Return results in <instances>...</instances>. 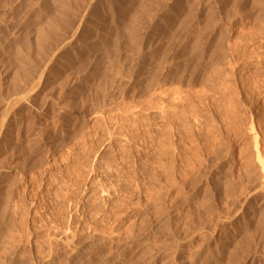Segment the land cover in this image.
<instances>
[{"label":"rangeland","instance_id":"1","mask_svg":"<svg viewBox=\"0 0 264 264\" xmlns=\"http://www.w3.org/2000/svg\"><path fill=\"white\" fill-rule=\"evenodd\" d=\"M223 1L0 0V264H264V0Z\"/></svg>","mask_w":264,"mask_h":264},{"label":"bare ground","instance_id":"2","mask_svg":"<svg viewBox=\"0 0 264 264\" xmlns=\"http://www.w3.org/2000/svg\"><path fill=\"white\" fill-rule=\"evenodd\" d=\"M62 1H63V0H62ZM174 1H175V0H174ZM214 1H215V0H214ZM224 1H225V0H224ZM224 1H223V2H224ZM236 1H237V0H236ZM258 1H259V0H258ZM146 2H147V1H146ZM205 2H206V1H205ZM246 2H247V1H246ZM61 3H62V2H61ZM141 3H142V2H140V5H141ZM166 3H167V2H166ZM251 3H252V2H251ZM257 3H258V2H257ZM162 4H163V3H162ZM235 4H236V3H235ZM86 5H87V4H86ZM144 5H145V4H144ZM164 5H165V4H164ZM218 5H219V3H218ZM70 6H71V5H70ZM88 6H90V5H88ZM148 6H149V5H148ZM230 6H231V5H230ZM238 6H239V5H238ZM244 6H245V5H244ZM64 7H65V6H64ZM80 7H81V6H80ZM92 7H94V6H92ZM164 7H165V6H164ZM228 7H229V6H228ZM71 8H72V7H71ZM88 8H89V7H88ZM88 8H87V9H88ZM224 8H225V7H224ZM246 8H247V7H246ZM59 9H60V8H59ZM82 9H83V6H82ZM84 9H85V8H84ZM85 10H86V9H85ZM85 10H84V11H85ZM254 10H255V9H254ZM256 10H257V9H256ZM164 11H165V10H164ZM69 12H70V11H69ZM79 12H80V11H79ZM85 12H86V11H85ZM235 12H236V10H235ZM230 13H231V12H230ZM232 13H233V12H232ZM236 13H237V12H236ZM247 13H248V12H247ZM80 14H81V13H80ZM89 14H90V13H89ZM205 14H207V13H205ZM228 14H229V13H228ZM228 14H227V15H228ZM234 14H235V13H234ZM238 14H239V13H238ZM85 15H86V14H84V15L81 14L82 17L79 16V17H80V19H79V26H78V27L76 26L77 28L72 32L71 37H70V34H68L70 38H69V40H67L66 43H64V44L68 45V44H70V43L74 40L75 36H76V35L78 34V32H79V29H80L82 23H84V21H85ZM196 15H197V14H196ZM247 16H248V15H247ZM259 16H260V15H259ZM249 17H251V16H249ZM257 17H258V16H257ZM75 18H77V17H75ZM75 18H74V19H75ZM202 18H203V17H202ZM255 18H256V17H255ZM255 18H254V19H255ZM88 19H89V18H88ZM182 19H183V18H182ZM225 19H226V17H225ZM225 19H224V20H225ZM155 20H156V19H155ZM160 20H161V19H160ZM246 20H247V19H246ZM219 21H220V20H219ZM179 22H180V19H179ZM209 22H210V21H209ZM217 22H218V21H217ZM212 23H213V22H212ZM219 23H220V22H219ZM245 23H246V22H245ZM207 24H208V23H207ZM209 24H210V23H209ZM215 24H216V23H215ZM76 25H78V24H76ZM216 27H217V26H216ZM214 28H215V27H214ZM73 29H74V28H73ZM220 29H221V28H220ZM212 31H213V30H212ZM198 35H199V34H198ZM237 37H238V36H237ZM81 38H82V37H81ZM65 39H67V38H65ZM218 39H219V38H218ZM218 39H216V40H218ZM219 40H220V39H219ZM219 40H218V41H219ZM86 41H87V40H86ZM58 42H59V41H58ZM63 42H65V41H63ZM82 42H83V41H82ZM219 42H221V40H220ZM57 44H58V43H57ZM59 45H60V44H59ZM66 45H63V47L66 46ZM87 45H88V44H87ZM61 46H62V45H61ZM90 46H91V45H90ZM208 46H209V45H208ZM57 47H58V46H57ZM57 47H56V48H57ZM220 47H221V46H220ZM220 47H219V48H220ZM59 48H60V47H59ZM217 48H218V46H217ZM221 48H222V47H221ZM57 50H58V49H57ZM211 50H212V49H211ZM217 50H218V49H217ZM217 52H218V51H217ZM223 53H224V52H223ZM53 54H54V52H53ZM58 54H59V53H58ZM69 56H70V55H69ZM219 56H220V55H219ZM55 59H56V58H55ZM48 61H49V60H48ZM234 61H235V60H234ZM213 62H215V61H213ZM218 62H219V61H218ZM222 62H223V61H222ZM218 64H219V63H218ZM214 65H215V64H214ZM216 67H217V66H216ZM45 70H46V69H45ZM43 71H44V70H43ZM215 71H216V70H215ZM41 72H42V71H40V73H41ZM209 72H210V71H209ZM213 72H214V71H213ZM217 72H218V71H217ZM43 74H44V73H42V74H41V77L38 78V79L41 80L42 76H44ZM210 74H211V73H210ZM210 74H209V75H210ZM39 75H40V74H39ZM211 77H212V76H211ZM36 78H37V77H36ZM38 79H36L35 82L33 81V84L30 83L31 86L29 85L30 88L27 87L28 90H27V88H26V90H24L25 92L22 93V98H23L24 100H28V101H30V99L32 100V96L34 95V94H33L34 90H35L36 88L38 89L39 84H41V83H40V80L38 81ZM26 86H27V85H26ZM39 88H40V87H39ZM21 91H22V90H21ZM17 93H18V92H17ZM13 94H14V93H13ZM32 94H33V95H32ZM19 95H21V94H19ZM19 95H15L16 98H14V99L12 98L13 95H11L12 97H11V96H10V97H11L13 100L10 98L11 100H10V101L8 100V102H6V103L2 101V102L4 103V109H3L4 111H3L2 109H0V110L4 112V113H3V112H2V113L4 114V118H5V119H9V120H11V121L14 120V119H13L14 117H13L12 119H10V118H11L12 116H14L13 113H12V108H13V104L16 103V102H14V101H18L19 98H18L17 96H19ZM34 97H35V96H34ZM41 97H42V96H41ZM17 98H18V99H17ZM179 98H180V97H179ZM20 99H21V98H20ZM3 100H4V99H3ZM33 100H34V99H33ZM178 100H179V99H178ZM4 101H5V100H4ZM21 101H22V99H21ZM18 102H19V101H18ZM26 102H27V101H26ZM26 102L24 101L23 103L26 104ZM31 102H33V101H31ZM31 102H30V105L32 104ZM19 103H21V102H19ZM19 103H18V104H19ZM35 104H36V103H35ZM21 105H22V104H21ZM32 105H33V104H32ZM26 106H28V105H26ZM26 106H25V107H26ZM26 109H27V108H26ZM29 109H30V107H29ZM29 109H27V110H29ZM31 109H32V108H31ZM13 111H14V110H13ZM22 111H23V110H22ZM16 112H17V111H16ZM26 112H27V111H26ZM30 112H31V111H30ZM0 113H1V112H0ZM17 113H18V112H17ZM28 113H29V112H28ZM28 113H26V114H28ZM14 114H15V111H14ZM26 114H25V115H26ZM32 114H33V113H32ZM0 115L2 116V114H0ZM17 115H19V114H17ZM20 116H21V115H19V117H20ZM22 116H23V115H22ZM22 116H21V118H22ZM26 116H27V115H26ZM31 116H32V115H31ZM16 117H18V116H16ZM4 118H3V119H4ZM23 118H24V117H23ZM3 119H2V120H3ZM5 119H4L3 121H5ZM16 119H17V118H16ZM24 119H25V118H24ZM19 120H20V119H19ZM44 120H45V119H44ZM11 121H10V122H11ZM16 121H17V120H16ZM16 121H15V122H16ZM22 121H23V120H22ZM46 121H47V120H46ZM51 121H52V120H51ZM1 122H2V121H0V123H1ZM10 122H9V124L12 125ZM17 122H18V121H17ZM42 122H43V121H42ZM42 122H41V123H42ZM12 123H14V122L12 121ZM5 124H6V123H5ZM5 124H4V122H3L2 124H0V144L5 140V138H4L5 135L3 134V131H4V129H5V128H4ZM44 124H45V123H44ZM48 124H49V123H48ZM10 125H9V126H10ZM50 125H51V124H50ZM52 126H53V125H52ZM41 127H42V126H41ZM48 127H49V125H48ZM8 128H9L10 130H13V129H11L12 127H11V128L8 127ZM7 130H8V129H7ZM10 130H9V132H10ZM39 131H40V130H39ZM4 132H5V131H4ZM6 132H7V131H6ZM10 133H11V132H10ZM40 133H41V132H40ZM11 134H12V133H11ZM13 134H14V133H13ZM36 134H37V133H36ZM6 135H7V134H6ZM8 135H9V134H8ZM14 135H15V134H14ZM38 135H39V134H38ZM38 135H37V136H38ZM40 136H41V135H40ZM42 136H43V135H42ZM6 137H7V136H6ZM8 137H9V136H8ZM11 137H12V136H11ZM52 137H53V136H52ZM33 138H34V137H33ZM10 139H11V138H10ZM12 141H13V140H12ZM5 142H6V140H5ZM7 142H8V140H7ZM9 142H10V141H9ZM12 143H13V142H12ZM38 143H39V142H38ZM40 144H41V143H40ZM3 145H4V144H3ZM2 148H3V147H2ZM263 161H264V160H263ZM263 161H262V163H263ZM261 167H262V173L264 174V163L262 164ZM2 168H3V167H2ZM4 168H5V167H4ZM14 168H15V167H14ZM0 171H1V170H0ZM0 173H1V172H0ZM16 173H17V172H16ZM263 174H262V175H263ZM0 175H1V174H0ZM3 175H4V174H3ZM3 175H2V176H3ZM2 176H1V177H2ZM262 179H264V175H263ZM262 181H263V180H262ZM262 183H263V184H262ZM262 183H261L260 185L262 186V187H261L262 190H264V181H263ZM258 188H259V187H258ZM258 188H257V189H258ZM261 188H259V189H261ZM262 190H261V191H262ZM258 191H259V190H258ZM254 192H255V191H254ZM245 202H246V201H245ZM245 202H244V203H245ZM92 241H93V240H92ZM64 243H65V242H64ZM92 243H93V242H92ZM68 246H69V245H68ZM68 246H66V247H68ZM70 246H71V245H70ZM68 248H69V247H68ZM74 250H75V249H74ZM73 252H74V251H73ZM73 252H72V253H73ZM152 252H153V251H152ZM157 252H159V251H157ZM77 254H78V253H77ZM251 254H252V253H251ZM155 255H156V254H155ZM153 256H154V255H153ZM251 260H252V259H251ZM149 262H150V261H149ZM160 264H161V263H160Z\"/></svg>","mask_w":264,"mask_h":264}]
</instances>
